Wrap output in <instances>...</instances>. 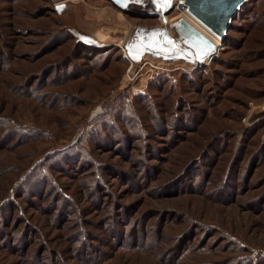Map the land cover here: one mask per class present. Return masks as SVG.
Listing matches in <instances>:
<instances>
[{
  "label": "rangeland",
  "instance_id": "374dc122",
  "mask_svg": "<svg viewBox=\"0 0 264 264\" xmlns=\"http://www.w3.org/2000/svg\"><path fill=\"white\" fill-rule=\"evenodd\" d=\"M56 5L0 0V264H264V0L194 69L120 44L177 3Z\"/></svg>",
  "mask_w": 264,
  "mask_h": 264
},
{
  "label": "water",
  "instance_id": "95a60500",
  "mask_svg": "<svg viewBox=\"0 0 264 264\" xmlns=\"http://www.w3.org/2000/svg\"><path fill=\"white\" fill-rule=\"evenodd\" d=\"M57 5L65 4V0H53ZM123 11H141L147 15L164 19L175 4L171 0L167 6L157 7L152 0H142V3H129L124 6V0H109ZM248 0H183L182 7L198 23L211 34L219 38L221 43L236 17L241 6ZM63 2V3H62ZM144 10V11H143ZM168 25H171L169 28ZM162 33V34H160ZM168 41H172L169 43ZM220 46V45H219ZM219 46L209 39L201 30L184 17H178L172 22L163 20L162 25L151 28H133L126 40L124 49L133 65L141 63L144 55L150 54L163 60H182L193 64L211 59Z\"/></svg>",
  "mask_w": 264,
  "mask_h": 264
},
{
  "label": "bare ground",
  "instance_id": "6f19581e",
  "mask_svg": "<svg viewBox=\"0 0 264 264\" xmlns=\"http://www.w3.org/2000/svg\"><path fill=\"white\" fill-rule=\"evenodd\" d=\"M182 1L183 0H174V3H177V5H178V7L180 8L181 7V5H182ZM181 12H182V15H181V17H184L185 19H187L188 21H190L193 25H195L199 30H201L209 39H211L213 42H215L216 43V45L217 46H221V41H220V39L219 38H217V37H215L213 34H211L204 26H202L200 23H198L196 20H194L186 11H185V8H183V10H181ZM165 16H167V15H165ZM159 18V17H158ZM173 20H175V19H173ZM172 20V21H173ZM166 21L167 22H170L169 20H167V18H166ZM171 21V22H172ZM169 26V28L171 27V25H168ZM132 30H133V28L131 29H129V32H128V35H127V37L129 38V36L131 35V33H132ZM96 37H99V35H97ZM110 38V37H109ZM127 38V39H128ZM98 39V38H97ZM99 40H102L101 38H99ZM106 40V39H105ZM107 43V42H106ZM125 43H126V41H124V42H122V43H120L122 46L123 45H125ZM119 44V45H120ZM219 46V47H220ZM123 51H124V58H126V50L123 48ZM208 59V58H207ZM126 60H127V58H126ZM146 64V63H145ZM180 64V63H179ZM186 64V63H185ZM199 65H200V63H196V64H193L192 66H193V69L194 68H198L199 67ZM133 63L131 62V66H130V68H132L133 69ZM130 71H132L131 69H129L128 68V71H127V76L129 77V79L130 78H132L131 76H130ZM101 109V108H100ZM98 110V109H97Z\"/></svg>",
  "mask_w": 264,
  "mask_h": 264
},
{
  "label": "snow or ice",
  "instance_id": "6c2138e0",
  "mask_svg": "<svg viewBox=\"0 0 264 264\" xmlns=\"http://www.w3.org/2000/svg\"><path fill=\"white\" fill-rule=\"evenodd\" d=\"M130 2H131V3L139 4V3H142V0H124V6L127 7V5H128ZM152 2H153L154 4H156L157 7L159 8V7H161V6L169 5L170 2H171V0H152ZM62 8H63V5H60V9H62ZM160 34H162V33H160ZM168 42H169V43H172V41H168Z\"/></svg>",
  "mask_w": 264,
  "mask_h": 264
},
{
  "label": "built area",
  "instance_id": "2783aa9c",
  "mask_svg": "<svg viewBox=\"0 0 264 264\" xmlns=\"http://www.w3.org/2000/svg\"><path fill=\"white\" fill-rule=\"evenodd\" d=\"M124 52V51H123ZM126 58H127V60L130 62V64H131V61L129 60V58H128V56L126 55ZM206 63H208V62H206ZM204 64H205V62H204ZM141 65H143V63L141 64ZM201 66V64L199 65V67Z\"/></svg>",
  "mask_w": 264,
  "mask_h": 264
},
{
  "label": "trees",
  "instance_id": "16d2710c",
  "mask_svg": "<svg viewBox=\"0 0 264 264\" xmlns=\"http://www.w3.org/2000/svg\"><path fill=\"white\" fill-rule=\"evenodd\" d=\"M69 32V31H68ZM76 57H79V55L78 56H76Z\"/></svg>",
  "mask_w": 264,
  "mask_h": 264
},
{
  "label": "crops",
  "instance_id": "0c3cea01",
  "mask_svg": "<svg viewBox=\"0 0 264 264\" xmlns=\"http://www.w3.org/2000/svg\"><path fill=\"white\" fill-rule=\"evenodd\" d=\"M157 58V57H156ZM161 60H163V59H161Z\"/></svg>",
  "mask_w": 264,
  "mask_h": 264
}]
</instances>
